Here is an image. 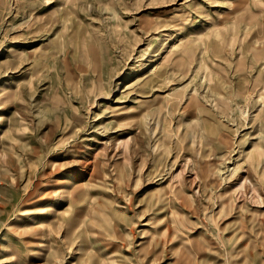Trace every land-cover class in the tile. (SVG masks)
<instances>
[{"label": "rangeland", "instance_id": "1", "mask_svg": "<svg viewBox=\"0 0 264 264\" xmlns=\"http://www.w3.org/2000/svg\"><path fill=\"white\" fill-rule=\"evenodd\" d=\"M0 264H264V0H0Z\"/></svg>", "mask_w": 264, "mask_h": 264}, {"label": "bare ground", "instance_id": "2", "mask_svg": "<svg viewBox=\"0 0 264 264\" xmlns=\"http://www.w3.org/2000/svg\"><path fill=\"white\" fill-rule=\"evenodd\" d=\"M82 185H83V182H78V181H75L74 182V187H76V188H79V187H82ZM5 250V249H4ZM13 250V249H12ZM9 254V253H8Z\"/></svg>", "mask_w": 264, "mask_h": 264}]
</instances>
